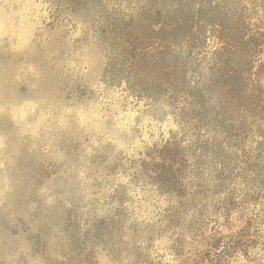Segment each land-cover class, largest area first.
I'll list each match as a JSON object with an SVG mask.
<instances>
[{
	"label": "rangeland",
	"instance_id": "rangeland-1",
	"mask_svg": "<svg viewBox=\"0 0 264 264\" xmlns=\"http://www.w3.org/2000/svg\"><path fill=\"white\" fill-rule=\"evenodd\" d=\"M146 2L0 0V264H173L162 152L251 0Z\"/></svg>",
	"mask_w": 264,
	"mask_h": 264
},
{
	"label": "trees",
	"instance_id": "trees-1",
	"mask_svg": "<svg viewBox=\"0 0 264 264\" xmlns=\"http://www.w3.org/2000/svg\"><path fill=\"white\" fill-rule=\"evenodd\" d=\"M249 5L226 40L217 36L209 85L185 91L191 164L182 148L162 152L157 182L176 204L173 264H264V0Z\"/></svg>",
	"mask_w": 264,
	"mask_h": 264
}]
</instances>
